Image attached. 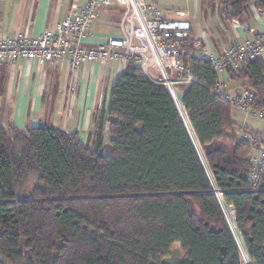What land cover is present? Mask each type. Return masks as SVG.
I'll return each instance as SVG.
<instances>
[{"label":"trees","instance_id":"obj_1","mask_svg":"<svg viewBox=\"0 0 264 264\" xmlns=\"http://www.w3.org/2000/svg\"><path fill=\"white\" fill-rule=\"evenodd\" d=\"M211 1L223 23L248 21L252 2L264 10V0ZM190 52L195 81L182 99L127 61L90 147L50 125H0V264H163L174 242V264H242L219 203L247 259L264 264V175L256 189L250 182L257 145L215 93L219 73ZM224 72L264 107V60Z\"/></svg>","mask_w":264,"mask_h":264},{"label":"built area","instance_id":"obj_2","mask_svg":"<svg viewBox=\"0 0 264 264\" xmlns=\"http://www.w3.org/2000/svg\"><path fill=\"white\" fill-rule=\"evenodd\" d=\"M111 2L122 9L119 34L89 43L91 23L100 18L102 9ZM254 19L260 29L253 39L227 45L215 54L203 47L185 20L166 15L154 0H84L78 11L37 35L19 32L0 38V74L4 64L16 60H34L40 66L53 60L67 61L72 71L91 63L118 62L124 66L127 61H133L151 83L167 91L168 85H174L182 99L195 81L183 63L187 49L199 52L216 73L237 68L242 62L264 60V10H256ZM214 91L232 109L264 123V107H258V97L252 90L227 89L226 82L219 78ZM242 135L257 145L250 172L254 190L264 175V131L245 129Z\"/></svg>","mask_w":264,"mask_h":264},{"label":"crops","instance_id":"obj_3","mask_svg":"<svg viewBox=\"0 0 264 264\" xmlns=\"http://www.w3.org/2000/svg\"><path fill=\"white\" fill-rule=\"evenodd\" d=\"M6 1L8 0H1L3 3L0 4L9 6L8 9L0 8V38L11 37L19 32L37 35L62 21L69 13L78 11L84 3V0H15L7 5ZM154 2L166 15L185 20L191 32L199 36L203 47L215 54L220 53L227 45L253 39L260 29V24L254 19V14L259 9L253 2L249 5L248 21L243 24L223 23L216 15L218 19L212 31L209 27L205 29L201 16L197 15L196 1L195 15L180 12L166 4L162 8L160 0ZM7 10L13 13L9 14L10 21L6 15ZM120 14L121 8L113 2L105 6L100 18L90 25L89 43L118 35ZM215 29L217 35L213 34ZM193 54L199 55V52L193 51ZM123 67L118 62L91 63L72 71L67 61L53 60L43 66L34 60L7 62L0 77V98L4 96L0 99V125L7 127L14 124L22 128L50 125L76 132L79 139L90 147L94 142L100 110L107 105L110 87ZM227 80L229 81L228 77L224 79ZM174 96L177 99L179 97L176 89ZM2 105L4 107L1 110ZM235 122L250 131H264ZM103 132L104 143L107 144L110 136L106 124L103 125Z\"/></svg>","mask_w":264,"mask_h":264},{"label":"rangeland","instance_id":"obj_4","mask_svg":"<svg viewBox=\"0 0 264 264\" xmlns=\"http://www.w3.org/2000/svg\"><path fill=\"white\" fill-rule=\"evenodd\" d=\"M12 1H15V0H8L5 3L6 4L7 3H11ZM169 1L170 2H168L166 0L165 1H161L160 0L159 4H160V6L162 8H163V5L165 6V4H166V6H172L173 8L179 9L180 12H187L188 14H191V15H195V13H196L195 8H194V3L196 1V3H197V12H198L197 15L201 16L202 24L205 26V29H206V27L207 28L209 27L210 31H212L213 30L212 29L213 26H215V23H217V19L218 18L216 17V12L213 10V2L211 0H169ZM2 3L3 2H1V0H0V4H2ZM7 5H9V4H7ZM5 7L6 6H2V5L0 6V8H2V9L5 8ZM11 7L12 6H10V8ZM8 8H9V6L6 7V9H8ZM8 11L9 10L6 11L7 13L6 12L5 13L7 15V18L9 19L10 15H12L13 13H9ZM121 11H122V9H121ZM10 20L11 19H9V21ZM112 30L115 31L114 28ZM213 34L217 35L216 29L213 32ZM190 53L193 54L192 51ZM196 53H198V52H196ZM2 72H3V69L1 71V74H2ZM225 73L226 72H224V71L219 73L220 79L223 80V81L227 77V75ZM226 87H227V89H236V90H239V88H240L238 82H235V81L233 82V81H228V80L226 82ZM3 98H4V96H3ZM3 98H0V99H3ZM0 105H1V103H0ZM3 107L4 106L2 105L1 110L3 109ZM231 112H232V118L235 121H238L239 123L245 125L248 128H252V129H256V130H264V123L262 121H260L258 119H255V118H251V117H245L244 115L238 113V111H236L234 109ZM184 125L186 127V130H187V133L189 135V138H190L193 146L195 147V149L197 151V154H198L199 159H200V161L202 163V166L207 171L205 162H204V160L202 158V155H201V150L199 148V145L196 142V140L194 138V135L191 132L190 127L188 126V124L185 122ZM206 173L208 174V171ZM208 176H210V174ZM219 206H220L221 210L223 211V213L225 215H226V213H229V210H226V208H225L226 206H223L222 203L221 204L219 203ZM226 218H227V221H228L227 222L228 223V228H229L231 234L233 235V237L235 239V243H236L237 248L239 250L241 260L242 261H248V259L246 257V254H245V251H244V246H243L241 237L238 236L239 234H238L237 230L235 229L233 220L231 218H229V217H226ZM181 254H182V252H181L180 243L179 242H174L171 245L170 255L167 258H164L162 260V263L163 264H174L176 259L178 260L181 257ZM242 261H241V263L244 264Z\"/></svg>","mask_w":264,"mask_h":264},{"label":"bare ground","instance_id":"obj_5","mask_svg":"<svg viewBox=\"0 0 264 264\" xmlns=\"http://www.w3.org/2000/svg\"><path fill=\"white\" fill-rule=\"evenodd\" d=\"M168 88H169V90L174 94L175 93V87H174V85H168ZM181 118L183 119V120H185L186 121V118L184 117V115H182L181 114ZM180 118V119H181ZM183 123V122H182ZM189 136V135H188ZM211 185H212V191L215 193V196H216V194H217V192H218V188L216 187V186H214V184H212V182H211ZM221 191V190H220ZM216 199H217V196H216ZM230 212H231V210H230ZM227 217H229V215H228V213H227ZM239 236V235H238ZM240 237V236H239ZM242 261V260H241ZM244 264H253L252 262H249V260L248 261H242Z\"/></svg>","mask_w":264,"mask_h":264},{"label":"water","instance_id":"obj_6","mask_svg":"<svg viewBox=\"0 0 264 264\" xmlns=\"http://www.w3.org/2000/svg\"><path fill=\"white\" fill-rule=\"evenodd\" d=\"M184 125V124H183ZM184 127H185V125H184ZM185 129H186V127H185ZM186 132H187V130H186ZM188 134V133H187ZM195 148V147H194ZM197 152V151H196ZM214 195H215V193L213 192V191H211ZM222 192V191H221ZM216 197V196H215ZM231 209H232V207L231 206H229ZM236 220V218L234 217V221Z\"/></svg>","mask_w":264,"mask_h":264}]
</instances>
